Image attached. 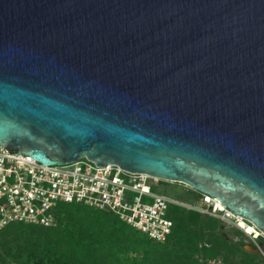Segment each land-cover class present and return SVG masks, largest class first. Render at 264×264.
<instances>
[{
    "label": "water",
    "instance_id": "obj_1",
    "mask_svg": "<svg viewBox=\"0 0 264 264\" xmlns=\"http://www.w3.org/2000/svg\"><path fill=\"white\" fill-rule=\"evenodd\" d=\"M0 147L184 185L264 237V0H0Z\"/></svg>",
    "mask_w": 264,
    "mask_h": 264
},
{
    "label": "trees",
    "instance_id": "obj_2",
    "mask_svg": "<svg viewBox=\"0 0 264 264\" xmlns=\"http://www.w3.org/2000/svg\"><path fill=\"white\" fill-rule=\"evenodd\" d=\"M185 194L177 201L199 205L204 198L189 188ZM54 216L49 227L12 222L3 228L0 264H264L246 249L252 244L241 231L180 205H169L173 226L164 242L82 203L61 202ZM259 241L264 247V237Z\"/></svg>",
    "mask_w": 264,
    "mask_h": 264
},
{
    "label": "built area",
    "instance_id": "obj_3",
    "mask_svg": "<svg viewBox=\"0 0 264 264\" xmlns=\"http://www.w3.org/2000/svg\"><path fill=\"white\" fill-rule=\"evenodd\" d=\"M159 181L117 165L97 166L85 158L46 166L0 147V231L12 222L49 227L55 222L54 210L59 203L76 202L112 212L152 240L164 242L173 226L168 208L175 204L238 229L264 258L259 241L263 235L251 223L207 196L199 205H190L155 192Z\"/></svg>",
    "mask_w": 264,
    "mask_h": 264
},
{
    "label": "rangeland",
    "instance_id": "obj_4",
    "mask_svg": "<svg viewBox=\"0 0 264 264\" xmlns=\"http://www.w3.org/2000/svg\"><path fill=\"white\" fill-rule=\"evenodd\" d=\"M166 185H160L159 187H155L154 191L162 193L164 192L167 194L170 198H173L175 200H185L186 199V192L188 188L184 185L177 184V183H169V182H164Z\"/></svg>",
    "mask_w": 264,
    "mask_h": 264
}]
</instances>
